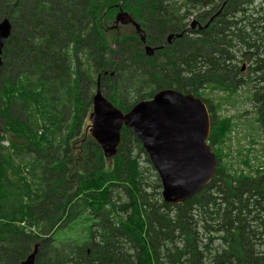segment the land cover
Instances as JSON below:
<instances>
[{"label":"trees","instance_id":"trees-1","mask_svg":"<svg viewBox=\"0 0 264 264\" xmlns=\"http://www.w3.org/2000/svg\"><path fill=\"white\" fill-rule=\"evenodd\" d=\"M223 4L199 37L182 35L152 57L131 27H109L124 10L158 44L188 16L204 19ZM5 17L12 31L0 67V264H18L35 243V264H264V155L254 169L248 155L244 170L224 163L223 144L242 115L212 120L215 174L178 205L160 199L130 129H121L112 158L86 130L99 77L122 112L158 89L199 98L202 86L219 111L225 99L238 102L243 81L263 83L247 101L264 133V0H0ZM228 47L234 64L241 57L252 65L245 79L234 65L233 86L218 98L213 77L225 82Z\"/></svg>","mask_w":264,"mask_h":264},{"label":"water","instance_id":"water-1","mask_svg":"<svg viewBox=\"0 0 264 264\" xmlns=\"http://www.w3.org/2000/svg\"><path fill=\"white\" fill-rule=\"evenodd\" d=\"M195 23L193 20L192 26ZM128 24L145 43V33L140 23L124 10L115 13L109 27ZM183 33H170L167 41L179 38ZM10 34L11 23L5 17L0 21V67L2 50ZM155 50V47L144 45L148 56ZM87 119L89 124L86 130L99 144L105 158L116 155L123 127L134 133L157 174L162 201L167 205H178L190 199L215 174L218 161L208 144L211 127L208 111L202 100L191 93L163 88L150 99L140 100L127 112H122L103 96L98 77ZM39 247L40 244L35 243L18 264H35Z\"/></svg>","mask_w":264,"mask_h":264},{"label":"rangeland","instance_id":"rangeland-1","mask_svg":"<svg viewBox=\"0 0 264 264\" xmlns=\"http://www.w3.org/2000/svg\"><path fill=\"white\" fill-rule=\"evenodd\" d=\"M258 1L259 0H255V4ZM223 6H224V4L220 7H218L216 9V13L213 14L212 17L209 18V20L206 24H204V26L208 25L205 29L210 28V26L213 25L215 19H217V17L219 16V13H221ZM256 7H257V5H256ZM193 20H195L196 22L197 21L204 22L206 19L204 18L202 20L201 15L192 14V15L188 16V18L185 22V25L188 23L187 25L190 28L194 29L195 26H192V24H191V22ZM142 30L145 33V43H142L141 40L139 39V36L137 34L136 35L138 36V39H139V42L141 44V47H142L144 54H145L144 45H147L149 47H155L156 50L160 52L162 50L169 48V46L172 44V43H170L171 41L170 42L167 41V36H168V34H170V32H169V33H166L164 35V38L161 40L160 43L156 44L157 46H152L149 44V43H151V40H153L152 38L151 39L149 38L151 33L148 30L149 34H147L146 30L143 27H142ZM11 31H12V25H11ZM180 32H182V30L179 32H171V33H173L175 35L176 33L178 34ZM154 34H156V33H154L152 31L151 37H154L155 36ZM184 35H186V34H184ZM179 38L176 37V38H173L172 40L179 39ZM155 51L151 56H148L146 54L145 55L147 57H152V56H154ZM237 53H238V55H240L239 52H237ZM2 63H3V59H2ZM238 64L242 65V62H238ZM113 74H114V72L112 71V75ZM158 90H160V89H158ZM158 90H156V91H158ZM243 91L244 90L241 89L238 93V97H235L238 102H236V101L233 102L234 99H232V103H230L231 99H229L228 101H227V99H225L226 101L223 102L224 104L221 105V108L218 111L219 112L218 114L220 116H225V117H228L230 115L236 116L237 114L242 115L235 120L236 122H234V124H237V125L231 132V140H228L225 144H223V152H224V156H225L224 163H225L226 167H228V165H230L229 163H232L233 168H236L238 170H244V168H242V164H241L242 154L248 155L250 157V161H251L250 163H251L252 169L256 168L260 164L262 157L264 155V149H263L264 143L262 140L264 138V133H262L261 130L259 129L260 128L259 125L257 123L253 122V119L256 118L255 114L253 113V110H255V109L253 108V105L251 102L245 100L246 99L245 97H248V94L245 96L246 93L244 94ZM217 96H220V98L221 97L225 98V97H223L222 94H218ZM150 98H146V99H142V100H147ZM215 98H217V97H215ZM88 124H89V121H88ZM210 126H211V122H210ZM240 152H243V153L239 154ZM141 164H143V163L141 162ZM145 175H146L147 181L150 182L152 179L151 170H147ZM156 190L159 191V193L161 192V188L156 189ZM159 197L162 200L161 193H160ZM212 242H213L212 245L217 246L218 242L216 240L212 241Z\"/></svg>","mask_w":264,"mask_h":264},{"label":"flooded vegetation","instance_id":"flooded-vegetation-1","mask_svg":"<svg viewBox=\"0 0 264 264\" xmlns=\"http://www.w3.org/2000/svg\"><path fill=\"white\" fill-rule=\"evenodd\" d=\"M209 10H210V13L209 14H204V18L206 19L204 22H202V21H197L196 23H195V28L193 29V28H190L187 24L185 25V27L182 29V32H184L183 33V35L184 34H188L189 36H191V35H194V36H196V37H199L200 35V33H201V31H203L207 26H204V24H206L207 22H208V20H209V18L210 17H212L213 16V14H215L216 13V9H217V7L214 5V6H211V7H209L208 8ZM219 15H220V13H219ZM134 19V18H133ZM203 20V19H202ZM124 27H131L132 28V30H133V32H134V29H133V27L130 25V24H128V25H124ZM117 28V27H116ZM171 33V32H170ZM134 34H136L135 32H134ZM177 34V33H176ZM174 40H176V39H174ZM174 40H171V42L170 43H172ZM159 40H151V43H149L150 45H152V46H157L156 45V43L158 42ZM228 55H230V56H226L224 59V64L226 65V70L224 71L225 72V75L223 74V72H220L219 74L220 75H224V78H223V80L225 81V82H222V79L220 78V81H218V79H217V77H213V81H215V86L213 87V91L214 92H217L218 94H224V92L225 93H227L228 91H229V89H231L232 88V82H233V75H232V73H233V71H234V69H233V66L234 65H237L238 66V70H237V74L238 75H240V74H242V76L243 77H245V75L248 73L249 74V72H250V70H249V68L251 67V65H252V63H250V62H248L247 60H245V59H243V58H241V57H239L238 58V61L234 64V60H233V58L231 57L232 56V47H228ZM159 51H155V54H157ZM154 54V55H155ZM238 62H242V65H239L238 64ZM245 79V78H244ZM245 82L243 81V85H241L240 86V89H239V91L241 90V89H243L244 91V94H245V96L251 91H254L255 90V88L257 87V89H262L261 87L263 86V83H260V84H258L257 86H255V84H254V82H252L251 81V83H250V85L249 86H247L246 84H244ZM248 88H250V90H248ZM209 93V91H208V89H206V88H204L203 86H202V88H198L197 90H196V94L199 96V98L200 99H203L204 100V104H205V106H206V109H207V111H208V115H209V119H210V122H212V120H216V118L218 117V116H220L218 113V111H216V109H215V106H214V103H215V101H214V99H213V96L212 95H210V94H208ZM218 98H220V96H217ZM260 97H262L261 95H260ZM246 99V101H247V97H245ZM237 104V103H236ZM255 110H256V108H255ZM255 110L253 111V113L255 112ZM255 114V113H254ZM255 116H256V114H255Z\"/></svg>","mask_w":264,"mask_h":264},{"label":"bare ground","instance_id":"bare-ground-1","mask_svg":"<svg viewBox=\"0 0 264 264\" xmlns=\"http://www.w3.org/2000/svg\"><path fill=\"white\" fill-rule=\"evenodd\" d=\"M218 135V134H217Z\"/></svg>","mask_w":264,"mask_h":264}]
</instances>
